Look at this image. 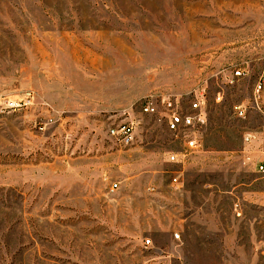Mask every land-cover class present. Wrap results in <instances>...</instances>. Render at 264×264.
<instances>
[{
	"label": "rangeland",
	"instance_id": "obj_1",
	"mask_svg": "<svg viewBox=\"0 0 264 264\" xmlns=\"http://www.w3.org/2000/svg\"><path fill=\"white\" fill-rule=\"evenodd\" d=\"M203 91L198 152L142 113ZM263 125L264 0H0V264H264Z\"/></svg>",
	"mask_w": 264,
	"mask_h": 264
},
{
	"label": "built area",
	"instance_id": "obj_2",
	"mask_svg": "<svg viewBox=\"0 0 264 264\" xmlns=\"http://www.w3.org/2000/svg\"><path fill=\"white\" fill-rule=\"evenodd\" d=\"M246 70L242 68H237L232 75L234 78H243L247 76L245 73ZM261 90L262 86L259 83L254 91V99L251 105V110L257 111L263 114V109L261 106ZM205 92L195 94L194 97L188 101L187 107H184L181 99L167 98L163 99L160 102V108L162 109L159 112V105L156 99H149L142 105V113L145 115H160L161 119L166 123V129L169 133L176 136L183 137V143L187 151L191 153L198 152L202 147L201 135L208 123V117L205 110ZM19 104H11L10 108L18 109ZM249 107L245 105H239L235 109V114L240 119H245ZM262 133L264 134V125L262 126ZM113 137L116 136V139L123 146H130L134 143V135L132 133V127L128 125L122 126L119 130L111 131ZM257 140V137L253 134L245 137V142L247 145H251ZM177 156L171 155L169 157V162L176 163ZM248 163H250L257 174L264 176V151H261L257 154L256 157H248ZM172 186L178 187L179 182L178 178L172 180ZM118 188L117 184L112 186V189ZM179 237L176 235L175 237ZM147 247L152 246L150 240L145 241Z\"/></svg>",
	"mask_w": 264,
	"mask_h": 264
}]
</instances>
